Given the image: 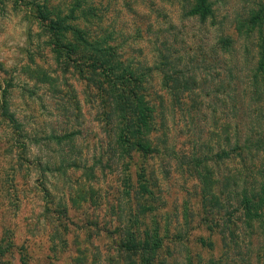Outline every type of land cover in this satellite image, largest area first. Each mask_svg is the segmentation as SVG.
Masks as SVG:
<instances>
[{
  "label": "rangeland",
  "instance_id": "obj_1",
  "mask_svg": "<svg viewBox=\"0 0 264 264\" xmlns=\"http://www.w3.org/2000/svg\"><path fill=\"white\" fill-rule=\"evenodd\" d=\"M15 1L0 0V78L11 84L2 89L28 137L20 141L29 148L18 149L9 123L0 118V248L6 251L0 264H77L78 257L87 264H129L118 243L136 218L141 234L155 223L160 235L168 231L160 253V261L164 256L168 264H261L263 237L238 223L240 239L225 255L228 236L220 228L224 220L228 224L226 213L239 218L241 196L229 197L224 179L242 169L239 162L209 163L221 195L214 212L206 207L203 184L186 166L227 149L230 130L244 131L263 148L256 157L247 154L245 165L255 166L256 179L264 181V74L255 73L258 60L264 63V0H213L215 19L205 22L182 11L193 0H87L99 10L95 29L112 38L135 71H150L151 84L144 78L141 87L157 110L159 132L152 137L162 151L147 159L135 155L128 172L103 119L109 106L105 88L54 62L42 28L26 14L24 3L15 7ZM220 36L236 41L225 58L215 48ZM161 56L171 67L158 65ZM25 66L46 71L60 92L53 93ZM162 69L169 74L175 69L180 80L192 79L191 94L177 102ZM231 124L237 127L227 130ZM67 134L73 139L60 146L48 140ZM72 159L82 169H71ZM139 165L153 199L139 195ZM84 167L94 169V178L86 177ZM58 205L68 209L69 222H53L49 209Z\"/></svg>",
  "mask_w": 264,
  "mask_h": 264
},
{
  "label": "trees",
  "instance_id": "obj_2",
  "mask_svg": "<svg viewBox=\"0 0 264 264\" xmlns=\"http://www.w3.org/2000/svg\"><path fill=\"white\" fill-rule=\"evenodd\" d=\"M3 1L7 3L11 0ZM19 2L20 4L24 3L26 14L39 24L40 30L42 28V35L45 38L44 45L49 49L54 62L60 66H64L65 71L70 68L73 69L84 81L95 84L99 83V89L100 87L105 88L106 92L102 91L106 93V97L110 102L108 101L109 108L107 107V110L104 112L103 119L109 131L111 127L114 135L113 150L117 152L118 156L122 157L119 159L122 165H124V171H129L135 155H141L144 159H147L150 156L159 154L162 151L160 144L157 145L152 137L159 132L156 123L157 110L151 99L146 101L144 89L141 87L142 82L144 83V78L147 81L148 78L150 79V71H147V73L144 69H141L142 72L137 69L135 71L130 62L124 61L125 55L120 47H115V44H112V38L101 35L100 29L98 31L96 30L97 28L95 29L94 24L101 21L97 6H91L87 0H72L71 3L66 1L59 2L58 0H16L15 7ZM213 5V0H193L190 5L187 3L182 7V11L185 12L187 17L205 22L215 19ZM90 25L94 28L93 30L89 27ZM238 31L240 32V30ZM235 43V39L230 36H220L217 39L215 48L218 49V54L225 58L231 53ZM171 64V61H168L166 57L164 59H162V56L160 57L158 65L161 68L171 67ZM23 69L25 72L39 79V76H42L53 93L58 94L60 92L56 79L46 75V71L38 67L30 68L29 66H25ZM146 69L150 70V68ZM155 70L156 72L159 71L158 69ZM170 71H172L171 74L166 73L162 69L164 81L167 84L168 82L172 84L168 89L174 99L180 102V95L184 93L187 95L191 94L189 87L192 84V79L185 78L184 80H180L175 69H171ZM256 72L264 74V63L261 60H258ZM84 74L85 76H83ZM255 78L259 77L255 74ZM147 81V85L151 84V82ZM8 84V82L0 78V118L9 123L13 136H15L14 144H17L18 149L27 151L29 147H27L25 142L20 141V139L25 140L27 135L24 133L23 126L19 120L10 111L9 98L7 97L8 91L2 89V86L10 88L11 84L9 87ZM159 98L161 99V97ZM233 126L231 124L226 129L229 130ZM234 127L236 128L237 126ZM230 133L231 136L225 140L227 149L221 148L217 153H212L210 160H208L209 157L203 158L201 161H199L200 159H194V161L192 159V162L187 164L186 167L190 174L197 181L199 178L200 184H203V195L206 192L204 200L208 202L206 207L209 205L208 211L214 212L213 210L216 209L217 211L221 206L219 199L221 195L215 192V185L219 184V182L217 178L215 179L213 169L208 165L210 162L215 161L219 163L222 160H226L232 164L239 162L242 169L237 173L234 172L232 174L231 172L232 175L224 179L229 197L241 196L239 205H237V208L241 209V214L238 215L239 218L232 219L235 213H226L228 224L224 220L225 224L220 228V231L224 234L226 233V236H228V239L225 238V255L234 248V242L240 239L239 232H237L238 223L248 227L252 232L254 230L255 232L257 231L259 236L263 237L260 245V258L261 264H264V181L262 177L256 179V173L254 175L255 166L248 167L245 165L247 154L250 155L252 153L256 157L263 148L262 145L261 148H257L255 143L258 141L255 143L250 141L248 137H245L244 131L243 133L242 131L239 133L238 130H230ZM239 134H243V136H238ZM72 139L73 137L68 134L62 137L55 135L48 137L49 141H56L59 146L62 141ZM26 140H28V137ZM261 143L264 144L262 138ZM126 158L128 159V163L125 161ZM18 160L21 164L34 165V163H30L29 161L26 162L24 158H19ZM68 163H70L71 169L81 168L77 160L72 159ZM36 165L38 167L42 166L40 161ZM46 166H49V164H46ZM139 166L137 167V174L142 179L139 195L153 199L154 194L151 190L149 178L146 176L144 167ZM199 168H202L201 172ZM83 170L86 173V177L94 178L93 168L84 167ZM128 186H126V195L129 194ZM49 211L50 217L52 215L55 217L53 222L56 224L60 225L62 221L69 222L68 209L66 207L63 206L62 208L58 205L55 211L50 209ZM214 215L217 216V214ZM232 220L237 221L232 223ZM133 221L135 222L134 226H132ZM167 233L168 231H165V233L160 235L159 226L155 223L152 231L145 230L141 234L139 232V219L130 220L129 227L124 229L123 234L120 236L118 243L119 250L125 254L129 264H168L163 255V259L160 261L161 250L163 252L165 249L164 244L168 240ZM235 233L238 236L235 237ZM175 239L181 240L180 234ZM5 252V249L2 251L0 248V255L5 254ZM226 259L227 256L225 257V261ZM23 260L25 261L24 257ZM76 262L77 264H87L85 257L82 260L78 257Z\"/></svg>",
  "mask_w": 264,
  "mask_h": 264
}]
</instances>
